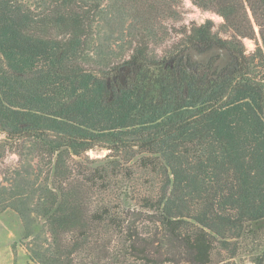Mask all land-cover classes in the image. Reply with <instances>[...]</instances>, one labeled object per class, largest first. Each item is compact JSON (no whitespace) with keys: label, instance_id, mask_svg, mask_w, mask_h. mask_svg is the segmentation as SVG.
<instances>
[{"label":"trees","instance_id":"trees-1","mask_svg":"<svg viewBox=\"0 0 264 264\" xmlns=\"http://www.w3.org/2000/svg\"><path fill=\"white\" fill-rule=\"evenodd\" d=\"M103 1L0 0V135L45 166L39 183L42 166L33 179L16 171L0 198L28 236L44 219L34 264H222L264 219V0H191L222 21L174 29L188 51L226 49L218 64L149 50L181 0ZM103 8L127 23L126 59L95 43ZM244 38L257 41L248 53ZM94 148L102 165L85 167ZM133 158L150 188L92 195L133 179Z\"/></svg>","mask_w":264,"mask_h":264},{"label":"rangeland","instance_id":"rangeland-1","mask_svg":"<svg viewBox=\"0 0 264 264\" xmlns=\"http://www.w3.org/2000/svg\"><path fill=\"white\" fill-rule=\"evenodd\" d=\"M109 1L110 0L103 1L105 8ZM105 8H103L102 13L98 16L95 26V43L100 45L101 48H107L106 45H108L110 49L114 51V55L126 59L132 51L128 41L130 33L126 28L127 23L121 24L117 19L109 21L108 16H105L104 13ZM179 10L181 11V18L179 21H175L172 17H167L163 22L168 30L166 39L161 42L158 37L151 38L152 40L149 42V50L151 52L160 55L168 49H173L172 46L176 45L175 50L178 51V53H192L191 50L188 51L186 46L183 47L184 37L181 36V34H177L175 29H181L183 25L189 26L193 22L202 23L206 19H212L216 26L222 21L220 16L214 12L196 7L192 4L191 0H181ZM222 36L228 37L227 34H222ZM257 39V41L260 42L258 35ZM257 41L253 38H244L243 43L246 49L245 52L248 53L252 51L256 47ZM206 51L207 50H197V53L194 52L192 54L195 57H201ZM197 60L204 61L202 58ZM210 60L218 64L226 59L224 54L215 53L209 58V61ZM4 145L2 136L0 135V186L2 184H12L11 188L16 189L17 187L15 188L14 184H16L19 179L16 175V171L24 174V169H27L29 171L28 173H30L28 175L29 179H33L37 173V169L42 166V171L36 180V183H39L44 175L45 166L36 158L20 161L18 155L13 152L8 145ZM106 152V149H89L82 155L80 161L85 167L95 168L102 165L99 159L103 157ZM28 164L32 166V169L29 168ZM128 164L132 168L131 177L133 179L127 181L114 179L110 184L111 189L106 193L105 191H95L92 195H120L128 186L130 192L127 195H136L138 191L144 192V190L150 188L152 179L147 175L146 171L138 167L135 158L130 160ZM13 171L15 172L13 173ZM22 188L24 187H20L19 189ZM5 205L6 203L3 198H0V264H34L27 249L28 245L33 241V237H41L42 239L48 237L44 219L34 215L35 221L31 226L32 232L28 236V228H26L18 212L10 206L7 207ZM235 247L236 255L233 258L226 259L222 264H252V257L259 254L264 247V219L251 222L245 235L240 240H237Z\"/></svg>","mask_w":264,"mask_h":264},{"label":"water","instance_id":"water-1","mask_svg":"<svg viewBox=\"0 0 264 264\" xmlns=\"http://www.w3.org/2000/svg\"><path fill=\"white\" fill-rule=\"evenodd\" d=\"M197 50H194V49H192L191 50V52L192 53H194V52H196ZM197 53V52H196ZM215 53H222V54H224L225 55V59H226V61H229V59H230V56H229V53H228V51L226 50V49H224V48H218V47H211L210 49H208L206 52H204L203 53V56H201V57H198L199 59H204V61H208L209 60V58L213 55V54H215ZM187 54V53H186Z\"/></svg>","mask_w":264,"mask_h":264},{"label":"flooded vegetation","instance_id":"flooded-vegetation-1","mask_svg":"<svg viewBox=\"0 0 264 264\" xmlns=\"http://www.w3.org/2000/svg\"><path fill=\"white\" fill-rule=\"evenodd\" d=\"M188 57H190L191 59H194L195 61H197V62H208V61H199V60H197V59H199L198 57H195V56H193V54L192 53H188Z\"/></svg>","mask_w":264,"mask_h":264}]
</instances>
